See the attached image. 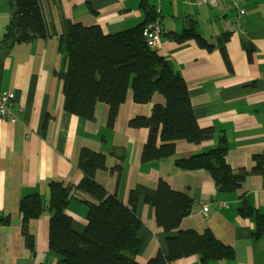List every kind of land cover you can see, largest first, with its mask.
Listing matches in <instances>:
<instances>
[{
    "label": "crops",
    "instance_id": "0c3cea01",
    "mask_svg": "<svg viewBox=\"0 0 264 264\" xmlns=\"http://www.w3.org/2000/svg\"><path fill=\"white\" fill-rule=\"evenodd\" d=\"M148 2L153 4L152 0ZM238 3L245 9L246 21L243 33L228 36L229 66L218 48L208 52L194 40L175 43L166 37L170 33L181 34L194 23L199 36L209 44H217V39L227 35L230 28L232 11L228 0H220L218 8L195 0L161 3L163 34L158 54L169 60L184 79L199 127L212 129L214 134L200 144L178 141L173 158L142 165L148 130L131 129L128 122L135 117H149L155 106H164L163 96L155 94L149 105H137L130 91L115 127L109 130L106 104L96 105L94 121L65 112L62 81L56 76L64 68L56 40L62 32L63 18L114 34L144 22L141 0H41L51 37L12 47L2 40L13 11L9 0H0V94L12 91L14 112L21 109L17 120H0V218L11 219L8 226L0 224V264L59 261L60 257L49 250V213L29 225L35 240L33 257L21 234L18 207L27 196L37 195L47 202L51 189L78 185L82 179L78 161L83 149L107 156L106 169L99 170L95 180L124 205H128L131 190L138 186L155 190L160 179L190 197L195 207L182 220L179 230L198 234L211 230L220 242L235 251L232 261L206 264H264V236L256 241L254 221L239 215V209L246 204L264 216V178L249 176L241 191L223 194L217 192L208 174L185 172L173 165L175 160L215 149L224 140L229 166L235 171H250L254 167L253 156L264 151V0ZM111 152L124 156V161L111 156ZM118 166L120 173L114 171ZM205 203L207 219L201 212ZM86 212V206L77 199H72L67 207L66 214L77 234L86 229ZM136 214L143 225L142 251L136 261L147 264L159 252L166 253V238L177 232L167 234L158 227L154 209L143 201ZM167 264L205 263L199 256H191Z\"/></svg>",
    "mask_w": 264,
    "mask_h": 264
},
{
    "label": "trees",
    "instance_id": "16d2710c",
    "mask_svg": "<svg viewBox=\"0 0 264 264\" xmlns=\"http://www.w3.org/2000/svg\"><path fill=\"white\" fill-rule=\"evenodd\" d=\"M230 3L228 0L233 9ZM9 7L13 12L2 42L11 43L9 47H12L51 37L41 0H9ZM88 8L95 14L90 6ZM141 8L145 14L141 25L114 34H104L98 26L85 27L63 18L62 32L56 40L64 68L56 76L62 81L65 112L94 121L96 105L106 104L109 130L115 127L120 108L130 91L132 101L137 105H149L155 94L163 96L164 106H155L149 117H135L128 122L131 129L148 130L141 154V164L147 165L173 158L178 141L200 144L212 139L214 133L212 129L199 127L180 73L169 60L146 44L144 29L158 15L155 5L148 0H141ZM235 14V10L232 11L231 21ZM230 35L228 31L212 45L195 32L194 23H191V27L181 34L170 33L166 37L175 43L194 40L199 48L208 52L218 48L229 66L226 44ZM243 46L249 49L247 43ZM227 153L226 143L222 140L219 147L189 159L175 160L173 165L185 172L208 174L217 192L223 194L241 191L249 176L264 178V151L253 156L254 167L250 171L233 170L227 163ZM110 155L124 161V156L119 157L115 152ZM106 160L103 153L83 149L78 161L82 173L78 185L51 189L47 202L37 195L20 201L21 234L33 257L36 255L35 240L29 225L49 213V250L60 257L56 264H139L136 258L142 251L140 234L143 225L136 211L139 202L143 201L154 209L158 227L167 234L177 232L166 238V253L159 252L147 264H167L191 256H199L205 264L235 259L234 249L220 242L211 230L203 234L179 230L182 220L192 214L195 202L186 194L174 191L163 179L159 180L155 190L141 186L131 190L128 205L108 194L95 180L96 173L106 169ZM114 171L120 173L121 167ZM72 199L87 208V226L82 234L73 231L71 217L66 214ZM239 215L254 221L253 238L260 240L264 236V216L246 204L239 209ZM0 224L10 225V217H1Z\"/></svg>",
    "mask_w": 264,
    "mask_h": 264
},
{
    "label": "built area",
    "instance_id": "2783aa9c",
    "mask_svg": "<svg viewBox=\"0 0 264 264\" xmlns=\"http://www.w3.org/2000/svg\"><path fill=\"white\" fill-rule=\"evenodd\" d=\"M152 1L155 5V12L158 17H156V20L152 23L146 25L143 36L148 47L152 51H158L160 49L163 34V25L160 19L161 3L163 0ZM219 1L220 0H196L195 2L201 5H208L211 8H217L219 6ZM230 1L231 8L235 10L236 14L231 21L229 32L230 34L243 33L245 9L238 4L237 0ZM14 101L15 95L12 91L0 94V119L15 121L19 118L21 109H19L17 113L14 112ZM201 212L206 219L209 217L208 204H203Z\"/></svg>",
    "mask_w": 264,
    "mask_h": 264
},
{
    "label": "rangeland",
    "instance_id": "374dc122",
    "mask_svg": "<svg viewBox=\"0 0 264 264\" xmlns=\"http://www.w3.org/2000/svg\"><path fill=\"white\" fill-rule=\"evenodd\" d=\"M231 11H234V9H231ZM163 25V24H162ZM232 35V34H231ZM14 106H15V101H14ZM19 110V109H18ZM0 120H4V119H0ZM121 172V171H120ZM82 180V179H81ZM203 206V205H202Z\"/></svg>",
    "mask_w": 264,
    "mask_h": 264
}]
</instances>
